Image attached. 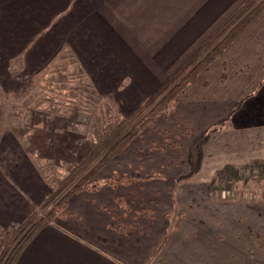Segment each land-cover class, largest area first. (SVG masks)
Listing matches in <instances>:
<instances>
[{"label":"crops","instance_id":"1","mask_svg":"<svg viewBox=\"0 0 264 264\" xmlns=\"http://www.w3.org/2000/svg\"><path fill=\"white\" fill-rule=\"evenodd\" d=\"M245 1L0 0V228L40 215L52 192L25 144L27 126L8 119L18 103L27 109L33 78L66 51L95 94L130 115ZM218 123L194 157V142ZM253 163L264 176V10L185 89L173 113L95 177L140 181L72 195L67 215L41 228L15 264H264L263 198L220 202L208 186L220 169L237 173ZM140 210L151 211L134 219Z\"/></svg>","mask_w":264,"mask_h":264},{"label":"trees","instance_id":"2","mask_svg":"<svg viewBox=\"0 0 264 264\" xmlns=\"http://www.w3.org/2000/svg\"><path fill=\"white\" fill-rule=\"evenodd\" d=\"M262 10H264V0H246L129 116H121L112 122L96 117L86 130V136L83 137L81 151L78 152L80 156L78 159L74 157V163L71 162L67 166L65 175L52 186V192L45 197L40 206L38 212L49 209L46 214L40 216L35 212L22 224L9 229L0 228V264H15L21 251L41 228L53 224L54 218H64L67 215V201L72 195L84 191L96 192L101 186L116 189L136 183L137 178L135 177L116 178L113 176L101 184L95 177L134 138L140 136L145 129L153 127L160 116L173 113L182 98V92L194 83L198 75L206 71L210 64L222 57L224 51ZM109 98L106 97V99ZM93 102L95 103V101ZM219 129L220 126L217 124L197 138L193 144V151L197 158L200 153L199 146L208 134ZM176 147V144H170V148ZM260 168L263 167L253 163L250 166L237 169V173H235L234 168L226 166L214 174L212 182L216 184L222 181L228 183L231 197L226 200L227 202H246L248 199L236 197L237 194L233 193V185L229 183H232V180L226 179L249 176L264 183L263 174L257 172ZM114 201L120 208L129 209L122 197H116ZM119 230L126 233L123 229ZM166 241L167 235L154 250L153 256L160 253Z\"/></svg>","mask_w":264,"mask_h":264},{"label":"rangeland","instance_id":"3","mask_svg":"<svg viewBox=\"0 0 264 264\" xmlns=\"http://www.w3.org/2000/svg\"><path fill=\"white\" fill-rule=\"evenodd\" d=\"M71 56L70 53L65 51L64 55L60 56L52 68L42 73L41 76L33 78L30 84L34 89L32 88L33 90L30 91L29 87H26L28 95L31 94L25 99L27 109L19 111L18 107L22 104L18 103L13 113L15 116L8 118L15 125L21 122L17 127L27 126L26 132L31 134L34 140L29 141L30 137L26 134L25 144L26 146L31 145V154L35 163L39 166L45 178L53 185L57 184L65 175V169L71 162L74 163V157L78 159L80 156L78 152L81 151L83 137L86 136V130L96 117L109 122L116 121L121 116L125 117L112 97L106 99L95 94L81 71L72 65ZM31 85L29 86L31 87ZM184 91L181 96H183ZM36 117L42 120V124L38 126L42 128V133H39L38 129L36 130L33 127L34 123L38 122ZM221 123L224 124V122ZM218 125L221 128L220 123ZM43 136H46V138ZM36 138L40 141L37 145H35ZM213 177L208 186L215 199L222 202L220 191L224 181L216 184L212 182ZM226 180H232V183H229L233 185V193L237 194V198L255 202L262 200V198L264 200V183L259 179L245 176L237 179L229 177ZM139 181L137 178V182L129 186H135ZM227 185L226 183V189L229 190ZM236 189L239 190L236 191ZM249 192H251V195ZM128 198L130 199V197ZM120 209L131 212L130 208ZM179 209L180 206L177 205L176 207L175 205L170 217L174 218ZM47 210L41 211L40 216L45 215ZM149 211L151 210H140L138 214L135 212L134 219L139 218L140 213L150 214Z\"/></svg>","mask_w":264,"mask_h":264},{"label":"built area","instance_id":"4","mask_svg":"<svg viewBox=\"0 0 264 264\" xmlns=\"http://www.w3.org/2000/svg\"><path fill=\"white\" fill-rule=\"evenodd\" d=\"M227 182H224L223 185H222V190L220 191V198L222 199V201H226L228 200L230 197H231V194L229 193V191L226 189V184ZM228 184V183H227ZM228 186V185H227ZM228 188V187H227ZM233 196V195H232Z\"/></svg>","mask_w":264,"mask_h":264},{"label":"water","instance_id":"5","mask_svg":"<svg viewBox=\"0 0 264 264\" xmlns=\"http://www.w3.org/2000/svg\"><path fill=\"white\" fill-rule=\"evenodd\" d=\"M192 152L194 153V151L192 150ZM194 157H195V154H194Z\"/></svg>","mask_w":264,"mask_h":264}]
</instances>
